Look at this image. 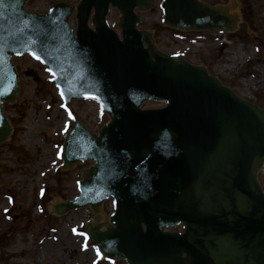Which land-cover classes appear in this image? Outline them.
Segmentation results:
<instances>
[{"label":"water","instance_id":"95a60500","mask_svg":"<svg viewBox=\"0 0 264 264\" xmlns=\"http://www.w3.org/2000/svg\"><path fill=\"white\" fill-rule=\"evenodd\" d=\"M26 1L4 0L0 7V144L12 132L2 105L19 93L12 58L24 54L46 68L66 106L95 100L109 117L91 133L70 116L59 169L93 165L76 182L79 195L68 201L56 196L47 212L61 216L89 206L99 213L103 222L87 219L85 233L108 260L264 264L258 180L264 110L237 97L205 67L161 52L151 32L138 30L139 14L152 10L154 0H80L76 7L57 0L44 15L24 10ZM229 1L162 0V24L234 32L240 17ZM110 7L119 13L121 39L107 24ZM74 9L76 37L68 23ZM91 14L95 31L88 27ZM108 199L114 212L107 220L100 206ZM177 227L182 232L168 231Z\"/></svg>","mask_w":264,"mask_h":264},{"label":"rangeland","instance_id":"374dc122","mask_svg":"<svg viewBox=\"0 0 264 264\" xmlns=\"http://www.w3.org/2000/svg\"><path fill=\"white\" fill-rule=\"evenodd\" d=\"M56 0H28L25 9L43 14ZM77 5L79 0H64ZM161 0L142 13L139 29L154 35L157 47L182 56L208 73L239 98L264 110V0H235L240 17L234 33H188L161 24ZM226 4L228 0H202ZM118 13L110 10L108 24ZM118 31V30H117ZM19 93L13 104H4L12 126L9 141L0 144V264H124L100 258L95 244L82 233L88 220L100 222L88 207L56 216L46 204L73 199L82 170L92 162L59 169L63 140L76 116L90 132L108 118L93 101H72L66 107L51 85L44 68L28 55L13 59ZM258 179L264 192V169ZM108 216L112 201L101 205Z\"/></svg>","mask_w":264,"mask_h":264},{"label":"snow or ice","instance_id":"6c2138e0","mask_svg":"<svg viewBox=\"0 0 264 264\" xmlns=\"http://www.w3.org/2000/svg\"><path fill=\"white\" fill-rule=\"evenodd\" d=\"M4 4V0H0V7H2Z\"/></svg>","mask_w":264,"mask_h":264},{"label":"flooded vegetation","instance_id":"af4514ba","mask_svg":"<svg viewBox=\"0 0 264 264\" xmlns=\"http://www.w3.org/2000/svg\"><path fill=\"white\" fill-rule=\"evenodd\" d=\"M74 21H75V19H74ZM75 24H76V22H75ZM75 27V25L73 26V28Z\"/></svg>","mask_w":264,"mask_h":264}]
</instances>
